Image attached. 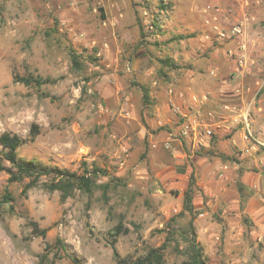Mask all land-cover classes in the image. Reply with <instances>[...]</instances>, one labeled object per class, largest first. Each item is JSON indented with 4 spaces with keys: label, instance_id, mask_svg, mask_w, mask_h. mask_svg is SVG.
<instances>
[{
    "label": "rangeland",
    "instance_id": "rangeland-1",
    "mask_svg": "<svg viewBox=\"0 0 264 264\" xmlns=\"http://www.w3.org/2000/svg\"><path fill=\"white\" fill-rule=\"evenodd\" d=\"M171 87L209 146L164 147ZM5 132L22 160L104 175L62 199L0 171V264H133L165 242L183 264L191 221L207 264H264V0H0Z\"/></svg>",
    "mask_w": 264,
    "mask_h": 264
},
{
    "label": "trees",
    "instance_id": "trees-1",
    "mask_svg": "<svg viewBox=\"0 0 264 264\" xmlns=\"http://www.w3.org/2000/svg\"><path fill=\"white\" fill-rule=\"evenodd\" d=\"M70 56L73 64L75 66L79 65L77 56L74 53H72ZM162 63L170 69L177 68L169 59L164 60ZM21 81L26 86L33 85L35 87H40L41 85L48 83V80H43L42 78H22ZM144 93L147 95L146 91H144ZM33 130H36L35 126L33 127ZM32 136L34 138V135ZM24 143V139L11 133L5 132L0 135V147L2 149L0 152V171H5L8 173V184L28 179L29 182L25 186V192L28 189L37 187L39 185L40 179L45 177L49 179V182L47 181L43 183V186L46 188V190L50 192L58 191L61 193L62 199H67L75 191H79L83 194H90L95 188L96 179L98 176L104 175L103 172H101V170L96 167H92L91 169L85 167L82 174L77 175L66 170H60L56 167L44 166L35 160H22L18 157L17 150ZM3 161L8 162L10 167H4ZM194 184V178L191 177L188 190L183 194V213L187 212L188 214H191L193 212L192 187ZM11 202L12 196L7 187L0 196V205L10 204ZM189 227L190 232L187 246V260L183 262V264H207V259L204 257L199 244L195 240V232L192 228V221L189 223ZM109 245L112 249L114 259L120 262V260H118V254L115 248V241H111ZM166 248V242L157 248H150L143 256L134 261L133 264H165L164 252ZM72 262L73 264H78L75 260Z\"/></svg>",
    "mask_w": 264,
    "mask_h": 264
},
{
    "label": "built area",
    "instance_id": "built-area-1",
    "mask_svg": "<svg viewBox=\"0 0 264 264\" xmlns=\"http://www.w3.org/2000/svg\"><path fill=\"white\" fill-rule=\"evenodd\" d=\"M239 66H243V62H239ZM168 103L169 107L172 110L173 114L177 117V133L168 134L167 141L164 143V147L166 149L171 148V142L173 141H180L182 140H189L192 142V147L195 145L197 147L201 146H207V143H205L204 138L212 139L214 132L211 129H208L207 125L199 124L196 120H190L188 117L187 111H185V107L183 105V99L184 94L183 92H176L174 91V87H171L168 89ZM193 101H197V99L194 97ZM182 102V104H181ZM244 124L246 127V130L249 132L250 126L246 119L244 120ZM245 140L254 139L252 137V134L249 132L248 134L244 135ZM254 141H256L254 139ZM257 142V141H256ZM126 152V150H124Z\"/></svg>",
    "mask_w": 264,
    "mask_h": 264
},
{
    "label": "crops",
    "instance_id": "crops-1",
    "mask_svg": "<svg viewBox=\"0 0 264 264\" xmlns=\"http://www.w3.org/2000/svg\"><path fill=\"white\" fill-rule=\"evenodd\" d=\"M149 135V134H148ZM210 145V144H209ZM209 145H207V146H209Z\"/></svg>",
    "mask_w": 264,
    "mask_h": 264
}]
</instances>
